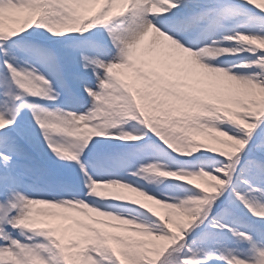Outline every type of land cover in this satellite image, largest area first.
Returning a JSON list of instances; mask_svg holds the SVG:
<instances>
[{
    "label": "snow or ice",
    "instance_id": "snow-or-ice-1",
    "mask_svg": "<svg viewBox=\"0 0 264 264\" xmlns=\"http://www.w3.org/2000/svg\"><path fill=\"white\" fill-rule=\"evenodd\" d=\"M0 264H264V0H0Z\"/></svg>",
    "mask_w": 264,
    "mask_h": 264
},
{
    "label": "bare ground",
    "instance_id": "bare-ground-1",
    "mask_svg": "<svg viewBox=\"0 0 264 264\" xmlns=\"http://www.w3.org/2000/svg\"><path fill=\"white\" fill-rule=\"evenodd\" d=\"M40 207H42V206H37V208H40Z\"/></svg>",
    "mask_w": 264,
    "mask_h": 264
}]
</instances>
